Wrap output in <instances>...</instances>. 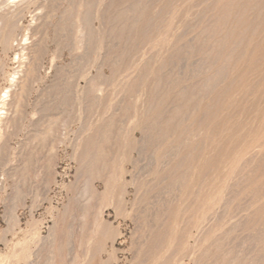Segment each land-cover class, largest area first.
<instances>
[{"label":"rangeland","instance_id":"1","mask_svg":"<svg viewBox=\"0 0 264 264\" xmlns=\"http://www.w3.org/2000/svg\"><path fill=\"white\" fill-rule=\"evenodd\" d=\"M87 1L28 41L43 53L0 141V264H264V0H91L89 41ZM40 12L7 52L0 36V101Z\"/></svg>","mask_w":264,"mask_h":264},{"label":"bare ground","instance_id":"2","mask_svg":"<svg viewBox=\"0 0 264 264\" xmlns=\"http://www.w3.org/2000/svg\"><path fill=\"white\" fill-rule=\"evenodd\" d=\"M44 1V0H43ZM59 1L60 0H47V2H45L44 1V3L42 2V3H39L38 2V0H0V36H1V38H2V44H3V48H4V51L5 52H7L10 48H11V46H12V40H13V38L15 37V34H16V32H17V29L20 27L19 26V22H20V20L23 18V16L24 15H22V13H24V11H27V12H29V13H31L32 15H33V13L37 10V9H42V12H40V14L39 13H36L34 16H33V19H36L35 21H37V20H42V22L41 23H36V25H34V26H30V27H28L27 29V33H24L23 34V37H22V40H24V46H23V52L22 53H17V58H18V60L20 61V63H22L23 61H24V59H25V56L27 55V54H32V59L29 61V63H26V62H23V63H26L27 65H24V66H26V68L23 70L22 69V71H20V72H22V75H20V72L19 71H14V73H13V78H12V80H11V85H10V87H13V86H15L17 89H15L14 91H11L9 88V90L8 91H6V94L3 96V97H1V101H0V104H1V106H0V141H1V138H2V135H4L3 133H4V127H6V125H8V123L10 122V117L8 116V111L11 109V107L10 106H15V109L16 110H18V109H20L19 107H21V103H22V101H23V97H24V94L28 91V89H30L29 88V86H32L33 84H31L35 79H36V76H37V73H36V71H37V62H39L38 61V59H40V56L42 55V53H43V47H42V45H40V44H38L39 46H36V45H34L33 43H32V45H29L28 43V41H30V39L32 38V37H34V35L35 34H37L39 31H41L42 29H43V26L44 25H46V24H48V23H50L51 22V18L53 17L54 18V16L57 14L56 12H57V10H58V7L60 6L59 5ZM76 1H78V0H69V4H67L68 5V7L66 8V10H65V12H64V14H68V17L71 15V13L72 12H74L73 10H75L76 8H78L77 6H75V2ZM86 1V0H85ZM96 1V0H95ZM82 2V1H81ZM97 3H98V1H96ZM140 2V1H139ZM142 2V1H141ZM79 3H80V1H79ZM94 2H92L91 0L90 1H87L86 2V10L83 12V15H82V17H80V18H82L81 20H82V25H79V27H80V29H79V31L81 30V31H83V30H85V32L87 33V35H85V36H83V34H82V37H80L82 40H87V41H89L90 39H92V37L94 36V31H93V28H92V24H91V22H92V18H94L93 17V9H92V5H94L93 4ZM96 3V4H97ZM95 4V5H96ZM100 4V3H99ZM83 5V4H82ZM81 5V6H82ZM84 5H85V3H84ZM83 5V6H84ZM80 6V7H81ZM32 7H34V10H32ZM99 7V6H98ZM135 7V6H134ZM133 7V9H135ZM75 8V9H74ZM82 8H84V7H82ZM94 8H95V6H94ZM96 8H97V6H96ZM95 8V9H96ZM98 9V8H97ZM81 9H79V11H80ZM83 10V9H82ZM60 11V10H59ZM96 11V10H95ZM125 11H126V9H125ZM127 11H129V10H127ZM77 12H78V9H77ZM120 12V11H119ZM130 12H131V8H130ZM132 12H134V11H132ZM128 14V13H127ZM132 14V13H131ZM80 15V14H79ZM95 15V14H94ZM119 15V14H118ZM117 15V16H118ZM37 16V17H36ZM61 16V15H60ZM116 16V17H117ZM128 16V15H127ZM36 17V18H35ZM71 17H72V15H71ZM74 17V16H73ZM71 18V19H74V18ZM96 17V16H95ZM122 17V16H121ZM76 18V17H75ZM119 18H120V16H119ZM60 19H62V18H59V20ZM77 19H78V17H77ZM114 19H117V18H114ZM113 19V20H114ZM70 19L69 18H67L66 20H63L62 22V24H60V26L62 25V27H61V29L63 30V31H66L67 29H68V27L67 26H73V27H75V25L77 26L78 24H76V21L75 20H71V22L69 21ZM52 21H53V19H52ZM117 21V20H116ZM58 22H60V21H58ZM80 23V22H79ZM57 24V23H56ZM55 24V25H56ZM57 26V30H58V25H56ZM60 26H59V29H60ZM45 28L47 27V26H44ZM55 27V26H54ZM72 27V28H73ZM77 28V27H76ZM55 29H56V27H55ZM78 29V28H77ZM46 30V29H45ZM69 30V29H68ZM72 30V29H71ZM74 30V29H73ZM72 30V31H73ZM70 31V30H69ZM68 31V32H69ZM75 31V30H74ZM73 31V32H74ZM42 32H43V30H42ZM62 32V31H61ZM72 32V33H73ZM76 32V31H75ZM63 33V32H62ZM67 33V32H66ZM71 33V35H73ZM84 33V32H83ZM85 33V34H86ZM38 34H40V32L38 33ZM42 34H44V32L42 33ZM70 34V33H69ZM78 34V33H77ZM66 35V34H65ZM76 35V34H75ZM42 36V35H41ZM45 36V35H44ZM59 36V35H58ZM77 36V35H76ZM79 36H80V34H79ZM212 36V35H211ZM43 37V36H42ZM47 37V36H46ZM60 37H62V36H60ZM70 37V36H69ZM73 37V36H72ZM40 38V37H39ZM80 38H79V40H80ZM41 39H43V38H41ZM38 41V40H37ZM41 41V40H40ZM77 41H78V39H77ZM36 42V41H35ZM39 43V42H38ZM44 45V44H43ZM76 48V44H74L73 45V48ZM25 50H28L27 52L25 51ZM75 50V49H74ZM73 50V51H74ZM28 60V59H27ZM22 65V64H21ZM24 68V67H23ZM208 81V80H207ZM209 83V82H208ZM31 84V85H30ZM93 85V84H92ZM91 85V86H92ZM207 85V84H206ZM91 89V88H90ZM89 89V90H90ZM182 91V90H181ZM89 93H90V91H89ZM94 93V92H93ZM97 93H99V92H97ZM95 94V93H94ZM93 94V95H94ZM10 96V100L8 99V97ZM94 97H97V96H94ZM25 99V98H24ZM92 100H94V101H96L97 99H92ZM24 101H26V100H24ZM91 108V107H90ZM178 110V109H177ZM20 112V111H19ZM21 112H22V108H21ZM17 116V115H16ZM19 118V117H18ZM21 120V119H20ZM54 120V119H53ZM21 122V121H20ZM108 123H110V122H108ZM108 123H107V125H108ZM113 123V122H112ZM166 123V122H165ZM51 124V123H50ZM113 125V124H112ZM109 126V125H108ZM17 127V126H16ZM49 127H50V125H49ZM104 127H106V126H104ZM110 127H112V126H110ZM51 128H53L52 126H51ZM48 129H50V128H48ZM107 129H108V127H107ZM6 130V129H5ZM85 130V129H84ZM49 131H51V130H49ZM53 131V130H52ZM52 131H51V133H49V132H47V133H49L50 135L51 134H54V133H52ZM103 134H101V135H103V137H104V139L107 141V139L110 137H108L107 135V133H109L108 131H110L111 132V130H107V131H105L104 130V128H103ZM54 132V131H53ZM9 133V132H8ZM101 133V132H100ZM42 134V133H41ZM40 134V135H41ZM48 134V135H49ZM38 135V134H37ZM100 135V136H101ZM110 135V134H109ZM11 137V136H10ZM49 137V136H48ZM50 137H52V136H50ZM43 138V137H42ZM35 139H36V137H35ZM37 139H38V137H37ZM45 139H47V138H45ZM103 139V140H104ZM99 140H100V137H99ZM104 140V141H105ZM109 140V139H108ZM104 141H100V142H98V145H100L101 144V142H104ZM108 142V141H107ZM106 143V142H105ZM6 144H8L7 142H5V141H3L2 142V144L0 145V153L4 150L6 153H7V151L5 150V147H7L6 146ZM9 145V144H8ZM38 146V145H37ZM198 147V146H197ZM8 148V147H7ZM54 148V147H53ZM38 149V148H37ZM95 151V150H94ZM32 152V151H31ZM52 153H53V151H52ZM102 154H103V152H102ZM32 155V154H31ZM51 157H53V156H51ZM33 158V157H32ZM1 159H2V156L0 155V165L3 163L2 161H1ZM4 159V158H3ZM97 159V158H96ZM36 160V159H35ZM26 162V161H25ZM27 163V162H26ZM29 163H30V161H29ZM28 163V164H29ZM24 164L25 163H23V166H24ZM28 164H27V166H28ZM31 164V163H30ZM30 164H29V166H30ZM48 165H50V164H48ZM26 166V165H25ZM99 167V166H98ZM21 169H23L24 170V167L23 168H21ZM25 169H27V168H25ZM2 170V169H1ZM3 173V172H2ZM11 173V172H10ZM23 173H24V171H23ZM99 173V172H98ZM115 175V174H114ZM22 176H25V174L24 175H22ZM88 178V177H87ZM115 178V177H114ZM25 179V178H24ZM111 180V179H110ZM26 181V180H25ZM108 181V180H107ZM88 182L86 181V184H87ZM25 184V183H24ZM87 186V185H86ZM20 188V187H19ZM107 190L109 189L108 188V183H107V188H106ZM105 191L106 193H105V197L106 198H109V197H113V196H110L109 195V193H108V191ZM18 192H20V190L18 191ZM21 192H22V190H21ZM83 193H84V191H82ZM20 195V194H19ZM84 195V194H83ZM87 195V194H86ZM109 195V196H108ZM91 198H92V196H91ZM91 202V201H90ZM107 204V203H106ZM102 206H104V205H102ZM102 206L100 207V210H101V208H102ZM103 209V208H102ZM102 212H103V210H101ZM99 212V214H101V216H102V212ZM98 216H100V215H98ZM15 220V219H14ZM13 220V221H14ZM82 220H84V218L82 219ZM98 217H97V219H96V222H98ZM13 223H15V221L13 222ZM99 223H100V221H99Z\"/></svg>","mask_w":264,"mask_h":264}]
</instances>
